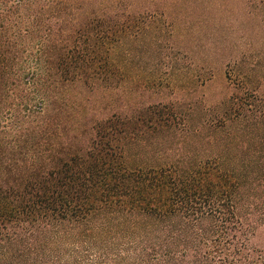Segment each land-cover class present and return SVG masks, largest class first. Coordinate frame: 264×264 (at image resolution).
I'll use <instances>...</instances> for the list:
<instances>
[{
    "label": "trees",
    "instance_id": "trees-1",
    "mask_svg": "<svg viewBox=\"0 0 264 264\" xmlns=\"http://www.w3.org/2000/svg\"><path fill=\"white\" fill-rule=\"evenodd\" d=\"M182 5L0 0V264H264V145L229 163L130 156L173 114L122 86L116 51L180 30ZM227 66L246 101L219 122L260 88Z\"/></svg>",
    "mask_w": 264,
    "mask_h": 264
},
{
    "label": "rangeland",
    "instance_id": "rangeland-1",
    "mask_svg": "<svg viewBox=\"0 0 264 264\" xmlns=\"http://www.w3.org/2000/svg\"><path fill=\"white\" fill-rule=\"evenodd\" d=\"M182 1L187 20L180 30L161 23L116 51L129 70L122 86L133 88L137 101L170 107L166 112L173 114L168 125L158 123L163 108L151 129L139 126L143 133L130 156L154 160L167 146L176 150L166 153L172 158L249 159L264 145V0ZM235 61L260 88L248 100L247 116L219 122L245 100L239 80L227 72Z\"/></svg>",
    "mask_w": 264,
    "mask_h": 264
}]
</instances>
